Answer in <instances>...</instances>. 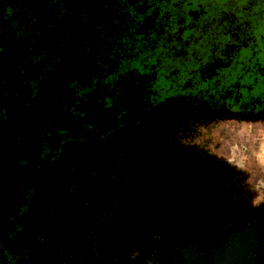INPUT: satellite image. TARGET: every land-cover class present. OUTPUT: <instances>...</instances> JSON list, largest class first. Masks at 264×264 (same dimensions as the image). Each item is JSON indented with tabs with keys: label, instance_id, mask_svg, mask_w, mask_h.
Segmentation results:
<instances>
[{
	"label": "rangeland",
	"instance_id": "374dc122",
	"mask_svg": "<svg viewBox=\"0 0 264 264\" xmlns=\"http://www.w3.org/2000/svg\"><path fill=\"white\" fill-rule=\"evenodd\" d=\"M9 3L0 16V236L15 231L16 249L31 243L10 264H264L259 63L229 72L219 64L227 45L204 57L197 35L169 36L159 52L119 64L111 81L82 94L78 112L59 107V137L45 118L30 125L25 102L15 104L16 88L29 91L25 67L37 68L33 80L53 63L40 65L36 11ZM83 67L82 78L94 72ZM23 125L36 128L25 129L36 137L31 161L16 130ZM29 222L25 240L19 231Z\"/></svg>",
	"mask_w": 264,
	"mask_h": 264
},
{
	"label": "flooded vegetation",
	"instance_id": "af4514ba",
	"mask_svg": "<svg viewBox=\"0 0 264 264\" xmlns=\"http://www.w3.org/2000/svg\"><path fill=\"white\" fill-rule=\"evenodd\" d=\"M9 1L5 2L9 6L5 8L0 0V16L4 18L11 13ZM18 1L22 13L28 14L35 10V14L41 18L40 23L43 27L38 32L41 33V42L46 47L40 58V65L42 66L44 61H49L53 63V67L51 71L41 73L33 80L29 74L35 73L37 68L25 67L22 79L26 82L27 77L31 78L25 85V91H29L25 94L23 87L20 90L16 88L15 104L20 110L19 102H25L21 114L26 122L29 120L31 125L45 118L46 125H50V128L56 126L55 133L59 137L66 132L61 128L62 117L57 116L59 107L65 106L69 113L71 110L76 112L78 104L85 99L82 94L87 95L88 90L95 86L91 82L97 79L96 75L106 71L107 65L112 64L113 57L122 53L126 46L128 47L124 52L135 60L140 56L150 55L151 50L158 49L159 52L160 45H165L162 43L171 39L169 36L181 34L182 38L188 40L193 34L204 40V57L212 55L214 50L222 53L226 45L227 48H231L227 60L219 62L225 65L227 63V66L223 67V65L222 68H226L229 72L241 67V64H247L248 61L252 62L253 66L259 63V68L264 69V0ZM7 9L9 10L6 12ZM124 13L128 16L123 19ZM67 14L69 19L64 18ZM147 18L149 25H146ZM2 30L0 25V35ZM202 32L204 38L201 37ZM159 34L162 36H158ZM241 38L247 43L243 44ZM148 42L150 44H146ZM19 43L22 41L19 40ZM64 46L67 51H62ZM120 47L122 51L119 50ZM53 48L56 50L52 51ZM104 59H107L108 64H103ZM63 63L64 67L61 65ZM116 63L114 61L113 65ZM87 64L94 72L82 78L88 71V69L83 70V66ZM110 70L115 72V68ZM64 77H67L65 81ZM16 83L19 85V82ZM76 83L79 85L76 86ZM168 85L163 87L166 88ZM48 98H50L49 102ZM10 119L20 120L18 117ZM29 128L33 129V132L36 131L35 125L30 127L23 125V128L18 126L16 130L25 135L21 145L26 158L31 161L29 156L31 152L29 154L28 152L31 145L36 142V137L25 131ZM44 144L47 146L44 149L47 155L51 147L49 143ZM23 229L19 232H24V238L27 240L29 238L27 234L29 233L31 237L34 227L26 224ZM6 235L7 240L0 236V264H10L18 256L22 258V252L31 244L16 249V232Z\"/></svg>",
	"mask_w": 264,
	"mask_h": 264
},
{
	"label": "trees",
	"instance_id": "16d2710c",
	"mask_svg": "<svg viewBox=\"0 0 264 264\" xmlns=\"http://www.w3.org/2000/svg\"><path fill=\"white\" fill-rule=\"evenodd\" d=\"M135 26V25H134ZM194 32V31H193ZM162 34V33H161ZM194 34H197L196 32L194 33ZM158 36H162V35H158ZM185 36V35H184ZM186 37V36H185ZM203 40V39H202ZM132 41V40H131ZM145 42H147V40L145 41ZM141 44H142V42H140ZM146 44H150L149 42L148 43H146ZM145 44V45H146ZM132 45V44H131ZM118 47V46H117ZM116 47V48H117ZM126 47H128V46H126ZM126 47H125V49H126ZM133 47V46H132ZM131 47V48H132ZM131 48H130V50H131ZM137 48V47H136ZM124 49V50H125ZM119 50H123V49H121V47H120V49ZM124 50H123V52L122 53H120V54H117V55H115L114 57H113V59H112V61L114 62V61H116L117 63L115 64V65H113V62H111L112 64H110V65H107V68L109 69H107L106 71H104V72H102V74H97L96 75V77L95 78H97V79H94L92 82H91V84L92 85H100V86H102V85H104L105 83H107V81H111L112 79H111V77H113V75L115 74V72H113L112 70H110V68H115V71H116V69L118 68V66H119V64H123V63H126V61H130V60H132V56L131 55H128V53L126 54L125 52H124ZM137 50V49H136ZM138 51V50H137ZM118 52V51H117ZM109 54V53H108ZM107 56V55H106ZM108 59V58H107ZM107 59H104L103 60V64H108V62H107ZM134 60V59H133ZM106 72V73H105ZM111 79V80H110ZM160 82V80H158L157 81V83H159ZM74 85V84H73ZM87 86V85H86ZM75 88V87H74ZM2 164H3V162H2ZM28 205V200L25 202V207ZM30 223L31 222H29L28 223V226L30 227Z\"/></svg>",
	"mask_w": 264,
	"mask_h": 264
},
{
	"label": "water",
	"instance_id": "95a60500",
	"mask_svg": "<svg viewBox=\"0 0 264 264\" xmlns=\"http://www.w3.org/2000/svg\"><path fill=\"white\" fill-rule=\"evenodd\" d=\"M109 7H111V6H109ZM103 20V19H102Z\"/></svg>",
	"mask_w": 264,
	"mask_h": 264
}]
</instances>
